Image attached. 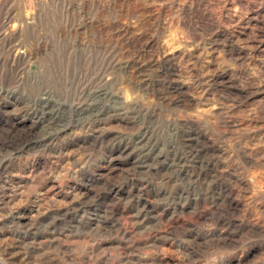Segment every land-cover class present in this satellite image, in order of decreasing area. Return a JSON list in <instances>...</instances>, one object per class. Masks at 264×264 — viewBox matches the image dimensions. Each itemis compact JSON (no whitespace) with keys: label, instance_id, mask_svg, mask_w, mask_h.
I'll list each match as a JSON object with an SVG mask.
<instances>
[{"label":"rangeland","instance_id":"374dc122","mask_svg":"<svg viewBox=\"0 0 264 264\" xmlns=\"http://www.w3.org/2000/svg\"><path fill=\"white\" fill-rule=\"evenodd\" d=\"M0 264H264V0H0Z\"/></svg>","mask_w":264,"mask_h":264}]
</instances>
